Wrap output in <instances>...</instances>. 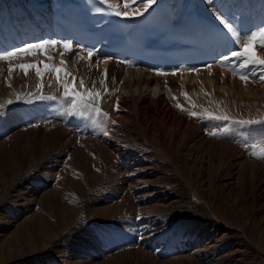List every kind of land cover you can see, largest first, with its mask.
<instances>
[{"label": "bare ground", "instance_id": "6f19581e", "mask_svg": "<svg viewBox=\"0 0 264 264\" xmlns=\"http://www.w3.org/2000/svg\"><path fill=\"white\" fill-rule=\"evenodd\" d=\"M62 1L4 0L16 21ZM102 1L136 18L162 0ZM191 1L243 60L155 74L62 52L0 77V264L264 257V0Z\"/></svg>", "mask_w": 264, "mask_h": 264}, {"label": "rangeland", "instance_id": "374dc122", "mask_svg": "<svg viewBox=\"0 0 264 264\" xmlns=\"http://www.w3.org/2000/svg\"><path fill=\"white\" fill-rule=\"evenodd\" d=\"M58 51V54H52L54 52V50H50V49H46L45 51H40V52H31V53H22V52H18L13 54V56L11 57H0V77L9 74V73H15V72H21V71H28L31 70V68L33 69L34 67L32 65H36V67L38 65H54L53 61L56 60H60L59 62H62V64H64V60L65 55H59L60 53L64 52V51ZM44 54V55H42ZM71 55V54H70ZM70 55H68L67 57L70 58ZM41 60V61H40ZM43 61V62H42ZM36 63V64H35ZM68 64V63H67ZM52 65V66H53ZM31 66V67H30ZM98 69V67H96ZM28 69V70H27ZM112 88V87H111ZM262 157H264V155H260ZM262 160H264V158H261ZM262 176L264 175V172H262L261 174ZM253 176V175H251ZM264 177V176H263ZM233 182V181H232ZM229 183L227 185V187H232V188H236L238 187V182L235 181L233 183ZM254 247L250 248V251H246L245 254L248 256V261H252L254 264H264V257L262 255H256V250L252 249ZM254 252V253H253ZM250 256V257H249ZM251 263V264H253Z\"/></svg>", "mask_w": 264, "mask_h": 264}]
</instances>
